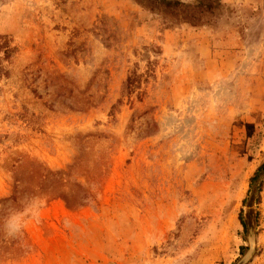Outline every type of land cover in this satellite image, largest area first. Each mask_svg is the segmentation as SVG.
<instances>
[{"label":"rangeland","instance_id":"rangeland-1","mask_svg":"<svg viewBox=\"0 0 264 264\" xmlns=\"http://www.w3.org/2000/svg\"><path fill=\"white\" fill-rule=\"evenodd\" d=\"M220 3L0 0V264H264V0Z\"/></svg>","mask_w":264,"mask_h":264},{"label":"trees","instance_id":"trees-1","mask_svg":"<svg viewBox=\"0 0 264 264\" xmlns=\"http://www.w3.org/2000/svg\"><path fill=\"white\" fill-rule=\"evenodd\" d=\"M139 5L147 8L154 13H164L178 19L180 22L195 24L207 15H212L215 10L221 6L220 0H135ZM2 38V36H0ZM0 49L3 50L6 57L9 56L11 49H8L5 40L0 41ZM140 74L130 73L123 85V91L127 95L133 92L140 81ZM264 177V158L255 168L248 180L247 197L243 202H247L253 196V193L260 192L262 187V178ZM240 224L245 229V221L239 214ZM244 247H241V250Z\"/></svg>","mask_w":264,"mask_h":264},{"label":"water","instance_id":"water-1","mask_svg":"<svg viewBox=\"0 0 264 264\" xmlns=\"http://www.w3.org/2000/svg\"><path fill=\"white\" fill-rule=\"evenodd\" d=\"M243 262V259L242 260H240L239 262H237L236 264H241Z\"/></svg>","mask_w":264,"mask_h":264}]
</instances>
